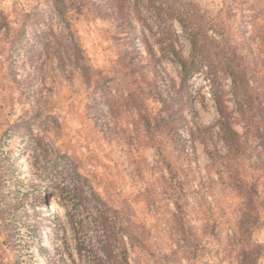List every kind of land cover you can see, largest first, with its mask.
<instances>
[{
	"label": "rangeland",
	"instance_id": "rangeland-1",
	"mask_svg": "<svg viewBox=\"0 0 264 264\" xmlns=\"http://www.w3.org/2000/svg\"><path fill=\"white\" fill-rule=\"evenodd\" d=\"M55 1L0 0V264H264V153L219 178L208 79L169 51L171 14L220 0H152L135 31Z\"/></svg>",
	"mask_w": 264,
	"mask_h": 264
},
{
	"label": "trees",
	"instance_id": "trees-1",
	"mask_svg": "<svg viewBox=\"0 0 264 264\" xmlns=\"http://www.w3.org/2000/svg\"><path fill=\"white\" fill-rule=\"evenodd\" d=\"M60 2L55 1L56 11L67 21ZM150 3L152 0H100L93 6L98 11L109 9L115 19L135 31L133 20L141 21L140 7ZM84 4L86 0H78L77 8ZM171 17L178 21L189 44L186 57L169 48L180 68L181 81L186 83L194 74L208 79L219 116V137L226 152L220 160L208 154V166L217 168L220 179L231 180L237 175L241 182H253L252 175L233 169L231 162L233 156L242 160L253 152L258 156L264 153V0H220L213 12L192 7L186 8V14L176 11ZM221 77L230 80L232 110L225 103ZM236 119L242 123L241 131L234 127Z\"/></svg>",
	"mask_w": 264,
	"mask_h": 264
}]
</instances>
